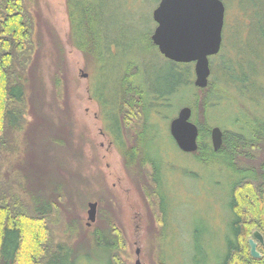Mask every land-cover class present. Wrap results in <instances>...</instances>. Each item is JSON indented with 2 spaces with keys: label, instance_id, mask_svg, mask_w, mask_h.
Segmentation results:
<instances>
[{
  "label": "rangeland",
  "instance_id": "rangeland-1",
  "mask_svg": "<svg viewBox=\"0 0 264 264\" xmlns=\"http://www.w3.org/2000/svg\"><path fill=\"white\" fill-rule=\"evenodd\" d=\"M25 2L34 23L28 102L24 124L14 134L13 151L6 156L4 152L5 157L0 160L5 180H10L30 201L27 190L33 186L27 185L26 180L46 186L47 176L51 179L54 175L59 185L55 194L52 187L41 189L40 194L43 196L48 190L45 194L58 207L51 218L56 241L73 244L88 238L96 228L109 230L113 225L124 239L121 259L125 264H135L137 258L141 264H157L160 244L166 264H182V260L191 264L194 257L202 255L195 252L199 246H207L204 250L210 263L216 264L220 255L214 248L222 249L230 233L231 215L225 202L229 173L223 163L197 164L173 143L169 125L178 111L187 106L185 101L178 96L165 106L162 99L147 97L148 106L153 107L149 124L154 133L157 131L156 145L163 160L166 218L162 236L157 214L147 206L141 193L144 178L136 169L124 166L107 130L112 122L104 117L99 105L103 102H99L100 95L103 93L105 99L106 91H112L115 78L121 76L123 62L130 59L140 64L135 83L146 93L162 95L169 90L168 82L173 79L171 63L143 40L149 33L152 35L156 26L152 12L159 0H96L101 9L105 8V34L120 43L118 48L111 44L106 52L108 58L118 55V62L108 59L112 62L100 65L88 61L74 46L66 0ZM225 3L222 44L227 52L217 60L214 81L227 79L228 71L225 76L224 72L228 67L233 79L246 76L247 102H256L264 112V0ZM219 102L210 116L211 129L238 132L232 122L241 116L240 110L226 100ZM110 104L113 111L112 100ZM89 203L97 204L96 219L90 226ZM200 260L196 264H201Z\"/></svg>",
  "mask_w": 264,
  "mask_h": 264
},
{
  "label": "trees",
  "instance_id": "trees-1",
  "mask_svg": "<svg viewBox=\"0 0 264 264\" xmlns=\"http://www.w3.org/2000/svg\"><path fill=\"white\" fill-rule=\"evenodd\" d=\"M221 1L227 3L228 0ZM66 10L73 44L85 54L88 61H95L100 65L104 61L118 59V55L112 58L106 55L111 44L118 48L120 43L111 40L108 37L110 34L104 32L105 8L101 9L96 0H66ZM225 30L226 14L223 32ZM33 31V18L25 0H0V160L10 150L13 151L11 145L15 141L14 134L21 130L25 121ZM143 40L148 47L158 52L151 41V33ZM225 49L222 44L220 52L209 58L212 78L218 65L217 60L226 55ZM169 62L172 65L173 79L168 82L167 93L150 95L135 83L140 64L130 59L123 62L121 76L115 78L116 84L110 91L112 94L107 90L105 99L103 93L100 95L99 102H103L99 105L104 117L112 122V127L107 130L113 136L114 145L119 149L124 166L136 169L143 176L141 193L147 206L157 214L162 236L166 218L162 192L163 160L156 145L157 131L154 133V127L149 124V113L153 107L148 106L147 97L162 99L164 105L168 106L174 97L180 96L191 109V122L198 129L197 150L189 156L202 166L223 163L229 173L225 202L231 215L228 227L230 233L224 247L221 246L222 249L217 246L214 248L220 255L216 264H264V247L257 245L260 253V258L257 259L250 256L248 244L255 231L261 234L264 241L263 108L254 101L251 104L247 102L249 96L244 84L247 77L233 79V71L229 67L224 72L225 76L228 71L227 79L216 82L213 78L206 88L200 89L194 86L192 63ZM111 100L113 111L112 107L109 109ZM221 100L232 103L240 110L241 116L235 117L232 122L239 131L222 132V145L219 150L214 151L210 142V116ZM131 139L133 142H128ZM52 140L57 144L59 142L56 138ZM1 171L0 166V264H125L121 259L124 239L120 230L113 225L109 230L96 228L88 238L73 244L54 240L51 218L54 216L52 212L57 211L58 207L45 194L48 190L45 195L40 194L41 189L49 187L53 188L51 192L55 194L59 185L58 180H54V175L51 179L47 176L46 186L26 180L27 185L33 186L32 190H27L30 194L29 201L11 185L10 180H5ZM17 184L19 185L18 181ZM199 247L195 252L202 255L199 257L196 253L197 257L191 260V264L199 262L198 259H201V264H212L205 251L207 246L204 245L205 250L203 246ZM157 248V264H166L162 245Z\"/></svg>",
  "mask_w": 264,
  "mask_h": 264
},
{
  "label": "water",
  "instance_id": "water-1",
  "mask_svg": "<svg viewBox=\"0 0 264 264\" xmlns=\"http://www.w3.org/2000/svg\"><path fill=\"white\" fill-rule=\"evenodd\" d=\"M225 7L221 0H159L152 12L156 24L151 41L160 55L177 64L194 66V86L204 89L210 77L209 58L216 56L222 45ZM169 134L176 147L183 153L197 150L198 129L191 122V109L182 107L169 125ZM222 131L213 127L210 141L214 151L222 145ZM90 226L96 219V203L88 204ZM250 256L260 258L257 245L264 247L261 234L253 232L248 240ZM139 251H136L138 257ZM135 264H141L137 258Z\"/></svg>",
  "mask_w": 264,
  "mask_h": 264
},
{
  "label": "bare ground",
  "instance_id": "bare-ground-1",
  "mask_svg": "<svg viewBox=\"0 0 264 264\" xmlns=\"http://www.w3.org/2000/svg\"><path fill=\"white\" fill-rule=\"evenodd\" d=\"M211 142V141H210Z\"/></svg>",
  "mask_w": 264,
  "mask_h": 264
},
{
  "label": "flooded vegetation",
  "instance_id": "flooded-vegetation-1",
  "mask_svg": "<svg viewBox=\"0 0 264 264\" xmlns=\"http://www.w3.org/2000/svg\"><path fill=\"white\" fill-rule=\"evenodd\" d=\"M170 135V134H169Z\"/></svg>",
  "mask_w": 264,
  "mask_h": 264
}]
</instances>
